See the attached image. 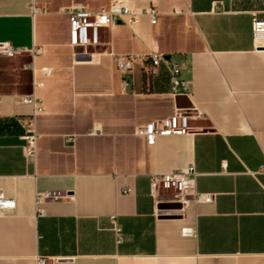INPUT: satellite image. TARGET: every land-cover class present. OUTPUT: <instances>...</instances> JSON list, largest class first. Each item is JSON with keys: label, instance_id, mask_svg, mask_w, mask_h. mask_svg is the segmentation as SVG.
Listing matches in <instances>:
<instances>
[{"label": "crops", "instance_id": "1", "mask_svg": "<svg viewBox=\"0 0 264 264\" xmlns=\"http://www.w3.org/2000/svg\"><path fill=\"white\" fill-rule=\"evenodd\" d=\"M114 1L154 8L157 21L143 15L133 27L104 29L101 45L75 56L64 10ZM34 8L0 0V42L42 49L34 59L0 55V188L16 203L0 211V264H264V43L253 34L264 0H34ZM151 54L181 67L189 96L173 95L168 65L153 72ZM116 55L137 56L127 86ZM33 93L45 111L36 158L27 159L19 119L33 107L19 101ZM178 108L191 133L153 145L136 134ZM190 165L197 192L217 195L214 203L153 196L152 175ZM46 192L66 197L37 205Z\"/></svg>", "mask_w": 264, "mask_h": 264}, {"label": "built area", "instance_id": "2", "mask_svg": "<svg viewBox=\"0 0 264 264\" xmlns=\"http://www.w3.org/2000/svg\"><path fill=\"white\" fill-rule=\"evenodd\" d=\"M32 13L35 15L40 10L34 8V0H31ZM223 9L215 7L214 11L221 12ZM69 15L70 21V45L75 50L74 55L79 56L77 49H88L97 47L102 44L101 31L104 29L112 30L118 25H126L133 27L139 23L143 15L150 17L154 24L157 21L158 11L154 8H148L144 11H136L122 1H114L109 9L101 11H90L85 6L74 4L64 10ZM253 34L256 46L264 43V20L258 16L253 18ZM42 49L37 46L32 48H15L8 41L0 42V55L5 57H16L25 53L30 54L33 59L36 58ZM150 59L153 63V72L161 62H165L171 72V87L174 96H189L191 93V82L185 81L180 77L181 67L177 64L170 63L164 55L151 54ZM137 56L134 55H116L115 63L123 76L124 86L128 85L127 76L133 69ZM26 68L33 69L34 65H27ZM44 73L51 75L50 69H44ZM44 83L36 82L35 88L42 87ZM22 104L31 105L33 113L29 117L20 118L19 121L23 125L25 134L23 136L24 145L23 152L27 159H35L37 155V143L39 134L37 132V117L45 111L44 102L35 93L22 97L19 101ZM193 131L190 125V117L186 109L178 108L175 113L169 117L151 121L147 126L136 130L137 135L146 136L149 144L153 145L158 136L171 135H187ZM97 134V131H93ZM223 169H227V163H223ZM264 172V169H263ZM198 173L194 165H190L184 169H176L167 173H157L151 176L150 188L153 196L159 193L171 194L179 202H188L187 197H191L192 201L198 203H214L217 195L211 193H198L196 190ZM125 193H129V189H124ZM66 196L59 192H46L37 195V205L46 201H59ZM15 201L6 197L0 188V211H8L15 208ZM39 217L45 216L44 209H37ZM114 232L117 244L122 243V229L113 218ZM184 236L196 235V230L186 228L182 231ZM46 258H39L37 264H48ZM54 263H58L59 259H52Z\"/></svg>", "mask_w": 264, "mask_h": 264}]
</instances>
